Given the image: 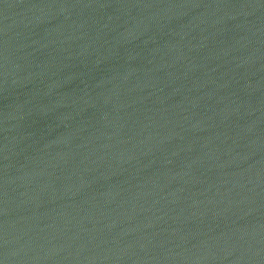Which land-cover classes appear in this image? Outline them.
I'll use <instances>...</instances> for the list:
<instances>
[{
	"label": "water",
	"instance_id": "95a60500",
	"mask_svg": "<svg viewBox=\"0 0 264 264\" xmlns=\"http://www.w3.org/2000/svg\"><path fill=\"white\" fill-rule=\"evenodd\" d=\"M0 264H264V0H0Z\"/></svg>",
	"mask_w": 264,
	"mask_h": 264
}]
</instances>
